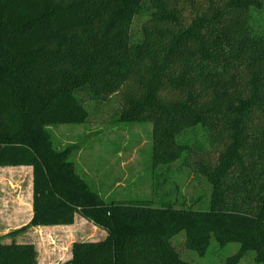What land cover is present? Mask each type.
<instances>
[{
  "label": "trees",
  "instance_id": "1",
  "mask_svg": "<svg viewBox=\"0 0 264 264\" xmlns=\"http://www.w3.org/2000/svg\"><path fill=\"white\" fill-rule=\"evenodd\" d=\"M141 21L140 27H135ZM134 27V28H133ZM123 103L153 125V168L180 162L210 186L178 198L109 200L79 173L51 125L88 121L86 102ZM33 171L31 221L0 237V264H39L30 227L80 215L106 231L72 244L70 264H196L214 238L264 264V0H0V167ZM167 169V170H168ZM198 203L203 208H195Z\"/></svg>",
  "mask_w": 264,
  "mask_h": 264
},
{
  "label": "rangeland",
  "instance_id": "2",
  "mask_svg": "<svg viewBox=\"0 0 264 264\" xmlns=\"http://www.w3.org/2000/svg\"><path fill=\"white\" fill-rule=\"evenodd\" d=\"M141 24L139 21L135 27H140ZM111 99L108 104L87 100L86 107L90 117L85 123L49 127L57 146L73 147L71 158L75 161L79 173L109 200H149L153 197L154 184L160 185L167 179L166 189H178L175 192L179 199L182 197L181 193L188 198L202 195L206 205L210 195V186L206 179L203 176L197 177L189 168H183L180 162L173 164L172 171L166 167L153 168L152 123L117 120L123 103L118 95ZM28 169L18 166L0 169L1 177L17 182L18 186L11 188L10 192L21 195L24 201L20 206L23 208L22 213H2L10 210L9 203L4 202L10 198V194L7 184L0 181V225L4 222L11 227L4 233L3 227L0 226L3 242H11L12 237L7 236V233L17 229L13 228L14 226H24L22 224L28 220L27 212L30 209L28 210L25 202L30 199L31 190ZM194 207L203 208L200 203ZM86 220L79 217L71 227H45L38 228L39 230L30 227L17 234L15 239L35 243L39 264H69L74 242L99 241L105 237L97 226ZM184 239L185 233L182 232L173 238V244L177 246L183 259L196 264H221L240 247L237 242L220 246L213 238L207 253L202 256L186 248ZM238 264H257L254 251L247 252Z\"/></svg>",
  "mask_w": 264,
  "mask_h": 264
},
{
  "label": "crops",
  "instance_id": "3",
  "mask_svg": "<svg viewBox=\"0 0 264 264\" xmlns=\"http://www.w3.org/2000/svg\"><path fill=\"white\" fill-rule=\"evenodd\" d=\"M7 167H13V166H7ZM7 167H5V168H7ZM18 167H20V168H29L28 170V172H29V174H30V183H31V190H30V199H27L25 202H26V205H28V210L30 209V211L29 212H27L28 213V220L26 221V222H24L22 225H26V224H28L30 221H31V218H32V215H33V171H32V167H30V166H18ZM4 168V167H3ZM0 169H1V167H0ZM27 172V171H26ZM27 172V173H28ZM5 180H4V179ZM0 181L1 182H3L4 184H7L6 185V187L9 189L8 190V193L10 194V198H8V199H6V201H4V202H8L9 203V211L7 210V211H4V212H2V213H22V207H20L21 206V204L24 202L23 201V198H22V196L21 195H19V194H13V193H11L10 192V190H12L11 188H14V187H16V186H18V184H16L17 182H13L11 179H7V178H5V177H1L0 176ZM15 195V196H14ZM0 212V213H1ZM79 217H81V219H83V220H86V218H84V217H82V216H80V215H77L76 216V220H75V222L73 223V224H70V225H54V226H37V227H32L33 229H36V230H39L40 228H45V227H71V226H73L75 223H76V221H77V219L79 218ZM87 221V220H86ZM9 224L8 223H4V222H2L1 223V227H3V230H2V232H8V230L11 228V227H9L8 226ZM21 225H18V226H14L13 228H18V227H20ZM94 226H96V225H94ZM98 227V226H97ZM39 228V229H38ZM102 232H103V234H104V236H106V231H104L102 228H100V227H98ZM105 238V237H104ZM35 244V243H34ZM72 258V257H71ZM70 264V263H69Z\"/></svg>",
  "mask_w": 264,
  "mask_h": 264
}]
</instances>
